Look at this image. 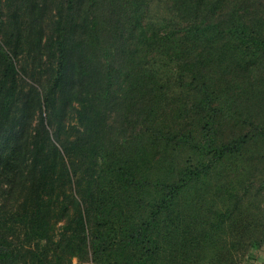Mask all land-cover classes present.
I'll list each match as a JSON object with an SVG mask.
<instances>
[{
	"label": "trees",
	"instance_id": "obj_1",
	"mask_svg": "<svg viewBox=\"0 0 264 264\" xmlns=\"http://www.w3.org/2000/svg\"><path fill=\"white\" fill-rule=\"evenodd\" d=\"M85 1L95 3L98 11L107 0ZM171 1L179 15L175 30L157 37L144 32L143 36H147V44L163 46L167 53L171 49L172 60L183 58L189 65L179 79L190 88L198 128L191 142L198 144L201 159L195 167H182L167 177L157 175L152 167L142 173L137 170L138 159L128 155L130 142H126L128 146L111 144L104 135L93 143L94 134L102 133L91 125L98 114L97 99L101 92H113L110 85L102 86V81L128 83L130 100L137 89L148 88L153 94L162 89L158 85L163 79L145 61L133 60L135 52H126L129 58L124 61L117 56L102 63L87 59L82 47L81 60L74 62L65 43L53 88L59 91L58 110L63 115L70 104L75 109L77 132L69 141L63 137L65 123H47L41 114L33 125L35 109L22 101L18 90L15 54L0 41V264H34L40 254L45 255L47 264H72L79 252L88 251L96 264H149L161 249L158 242L163 243L160 236L165 231L162 235L159 228L163 214L193 183L209 174L201 169L214 167L204 164L202 158L219 161L244 148L247 141L218 137L217 118L225 102L235 98L225 90L240 73L238 69L244 64L250 72L251 61L264 60V0ZM75 3L70 0L71 5ZM130 33L124 44L133 40L131 29ZM54 175L62 186L57 193ZM109 183L115 187H108ZM120 189L124 199L136 197L134 205L146 214L137 219L122 213L124 208L116 213L115 207L121 205L117 201ZM143 192L156 195L146 203L138 197ZM57 199L64 205L60 217H70L60 234L54 229L60 218L55 212ZM90 214L94 215L93 231ZM185 233L182 230L181 237ZM127 249L131 250L125 252Z\"/></svg>",
	"mask_w": 264,
	"mask_h": 264
},
{
	"label": "rangeland",
	"instance_id": "obj_2",
	"mask_svg": "<svg viewBox=\"0 0 264 264\" xmlns=\"http://www.w3.org/2000/svg\"><path fill=\"white\" fill-rule=\"evenodd\" d=\"M76 2L71 5L70 0H0V41L15 54L18 90L22 101L35 109L33 125L42 114L47 123H65L64 139H75L77 119L73 104L63 115L58 110L59 91L53 88L65 43L74 62L81 60L82 47L87 59L102 63L117 56L124 61L129 58L126 52L132 50L133 60H143V64L145 61L163 79L158 85L162 89L157 94L148 88L137 89L130 100L128 83L120 85L117 79L102 81L101 85H110L113 92H101L97 99L98 114L91 125L102 133L94 134L93 143L104 135L111 144L130 142L128 155L138 159L136 169L141 173L152 167L157 175L167 177L182 167H195L201 159L196 151L198 144L191 142L192 133L198 129L197 121L192 115L190 88L179 79L189 65L183 58L179 62L172 60L171 49L167 53L163 46L147 44V36H143L144 32L157 37L175 30L179 15L172 1L107 0L98 11L95 3ZM130 29L134 38L124 44L125 39L131 38ZM239 70L225 90L233 92L235 98L225 102L219 112L216 132L220 139L247 142L240 151L219 161L202 158L204 164L214 167L209 171L201 169L209 174L193 183L163 214L159 228L162 235L168 230V235L160 236L161 249L149 264H264V60L251 61L250 72L244 64ZM54 179L57 193L62 186L57 175ZM112 186L115 187L108 184ZM118 193L122 195L117 200L121 205L115 207L116 213L124 208L122 213L137 219L146 214L134 205L136 197L124 199L122 189ZM155 195L143 192L138 197L147 203ZM56 204V217H60L63 204L58 199ZM62 217L55 221L58 234L69 225L70 217ZM93 217L89 215L91 229ZM182 230L186 232L183 237ZM44 256L38 255L34 264H47ZM72 264L96 263L88 251L79 252Z\"/></svg>",
	"mask_w": 264,
	"mask_h": 264
}]
</instances>
